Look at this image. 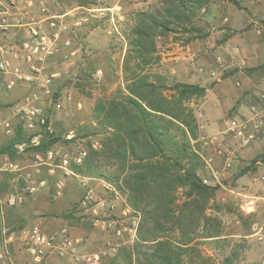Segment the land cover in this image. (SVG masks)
<instances>
[{"label":"rangeland","instance_id":"374dc122","mask_svg":"<svg viewBox=\"0 0 264 264\" xmlns=\"http://www.w3.org/2000/svg\"><path fill=\"white\" fill-rule=\"evenodd\" d=\"M79 1L86 2L89 5L88 7L92 8L119 5L121 8L120 14L123 16L119 22L115 21V27L112 25L113 21L110 13L108 16H104L99 12H95L98 13L99 17L91 18L83 24H76L75 22L78 20V15H83L84 10L78 15L77 12H72V14L77 15L76 17L71 16V14L66 16L64 22L66 29L62 31L60 37L62 39L67 38L71 30L74 29L75 33L77 31L75 41L70 44V47L72 46L77 53L70 54L69 48H64L66 46L62 45L64 47H60L61 51L58 55L46 60L45 69L43 70L45 74L57 73L53 91L54 98L60 101L61 107L57 110H49L53 120V137L59 138L56 143L65 149L74 147L75 149L84 148L87 151L89 146L98 147V141L102 133L100 126L93 120V105L97 100L113 97L123 90L125 82L122 64L127 49L126 37L129 29L133 26L134 15L139 11L152 9L159 0H48L47 5L51 12L54 10L64 12L70 8L71 3H79ZM236 1L238 5L229 0H211L205 11L203 9L199 11V23L203 28L201 33L204 36L197 38L198 42L210 35L214 45L216 42L218 46L221 45L222 48H227L237 45L238 40L241 39L243 42L240 43V46L245 48L246 53L253 55V52H257L264 55V0ZM213 2H218L221 5L219 12L222 13L213 22H208L204 17L209 5ZM105 13L107 14V12ZM227 13L234 14L238 18L257 17L258 24L252 27L250 35H242L243 29L247 26L241 28L239 24H236L237 28H226L223 32H217L222 27L219 25L221 18L226 16ZM208 14L212 15L211 8ZM14 32L9 33L4 38V42L10 46L17 44L19 39L21 40L20 31L15 30ZM241 35L245 38H242ZM172 37L169 34L157 39L161 61L160 66L154 69L160 71L169 79L175 80L169 67L170 62L166 60L171 57L169 55L174 56L175 54L171 53L178 48L173 43ZM229 37L233 38L225 42ZM193 41H196V39L191 42ZM198 49L200 51L201 47ZM222 53L224 55V50ZM64 54H68V58H65ZM228 57L230 56L228 55ZM226 61L228 63L231 59L228 58ZM210 62L213 65V61L210 60ZM243 63L241 62V65ZM223 67L225 66H216L218 75L227 76L225 72L228 71V68L222 70ZM239 69L247 73L252 68L242 66ZM230 81L232 87L233 85L236 87L241 86L235 84V79ZM263 82L264 69L255 76L256 85L259 86ZM257 89L259 93L264 90V87L260 86ZM9 92L4 89L0 79V118L4 105L18 98L15 95H10ZM252 95L251 102H247V104H255L264 116V104L259 101L258 94L252 93ZM193 101L195 102L196 99L191 100V102ZM199 111L198 109L194 110L196 121L199 118L197 116ZM234 116H236L235 112L229 110L225 120L227 121ZM224 126H226V122ZM212 132L205 134L203 137L218 134L215 131ZM67 136L71 138L68 139ZM65 140H68V142H65ZM7 141L8 138L0 133V145ZM199 141L198 152L203 155H212L215 165L219 166L227 157L229 150L238 155V152L245 149L244 156L246 158L242 159L244 161L243 167L249 166V169L242 174V178L239 180H237V174L243 168L237 172L229 169L221 178V185L218 186L219 188L213 200L214 203L207 210V213L217 216L221 220V235L213 239L197 240L195 246L198 250L194 251L189 257H192L195 264H264L262 262L264 253L262 240H259L256 236H246L253 232V223L261 225L264 220L260 210L263 203L255 198V196L262 194V184L257 182L256 178L264 170L260 171L256 168L257 162L264 163L261 156L264 153V138L260 137L259 140L244 148H239L236 139L229 135H226L216 148L214 146L203 147V141L201 139ZM255 145L257 148H255ZM17 154L16 161H28L33 152L25 150L24 147L23 151L19 150ZM3 158L5 156L0 155V160ZM233 158L232 156L231 160ZM202 166L199 173L200 175H206ZM56 178L64 181V187L59 195H55L54 192L50 191H41L26 196L23 202L18 205L10 206L6 201L7 194L10 192L9 185L12 175L0 172V252L2 250L8 252L9 260L6 264H39L25 252L21 242L22 231L32 228L47 232L64 225L69 227L72 235L82 239V244L78 247L77 252L82 254L100 253L102 257L100 264H109L121 247L130 249L140 243L138 234L134 240L123 236L124 241L117 239L113 234V229L123 222L121 210L125 206H129L127 195L116 185L96 177L79 174L66 175L60 169L56 170ZM82 181L86 184L84 185ZM7 183L8 186H6ZM106 184L110 188H107ZM87 185L92 187L97 197L112 199L114 202V209L110 213L104 210L99 212V215H97L100 219L99 224H95L91 215L82 214L76 210ZM180 194L181 192H178L179 196ZM181 200L182 198L179 197L178 201ZM250 200H254L256 211L247 213L242 206ZM138 214L140 218V213ZM107 221H112L110 222L112 223L111 228L105 226L106 224L103 225V222L108 223ZM10 234L12 235L11 239L9 238ZM137 247L140 250L143 249L141 246L137 245ZM50 260L49 263L83 264L74 256L62 260L53 257ZM0 264L2 263L0 262Z\"/></svg>","mask_w":264,"mask_h":264},{"label":"trees","instance_id":"16d2710c","mask_svg":"<svg viewBox=\"0 0 264 264\" xmlns=\"http://www.w3.org/2000/svg\"><path fill=\"white\" fill-rule=\"evenodd\" d=\"M210 1L159 0L134 15L122 64L123 90L95 102L93 120L102 129L98 147L89 146L81 164H70L74 174L116 185L140 213L137 245L143 249L121 247L109 264H195L189 256L198 250L197 240L221 235V220L207 213L219 187L201 180L200 137L190 105L204 96L205 87L171 80L154 69L161 61L158 38L171 34L173 42L185 45L204 36L198 13ZM29 140L18 128L0 145V155L16 161V145L43 153L59 138L43 136L37 146H28Z\"/></svg>","mask_w":264,"mask_h":264},{"label":"built area","instance_id":"2783aa9c","mask_svg":"<svg viewBox=\"0 0 264 264\" xmlns=\"http://www.w3.org/2000/svg\"><path fill=\"white\" fill-rule=\"evenodd\" d=\"M120 9L119 5L105 8H83L85 12L78 17L75 23L83 24L91 18H98L99 15L95 12L104 16L110 13L112 25L115 27V21L119 22L123 18ZM64 16L52 13L44 0H0V79L6 91L15 88L23 90L18 98L6 103L2 108L0 133L10 138L19 128L24 135L30 136L28 146H37L43 136L52 137L54 134L52 115L49 110H57L61 107L60 101L54 98L53 91L57 73L45 74L43 70L46 60L55 57L61 51L59 36L60 29H66ZM15 30L20 31L21 40L19 39L17 44L10 46L4 42V38ZM71 32L75 33V30ZM63 45L69 46L70 40H65ZM216 61L221 63L222 59L217 57ZM236 85L239 83L236 82ZM258 99L264 104V90L258 93ZM261 112L255 104H252L248 116L229 118L225 128L218 134L200 138L203 141V147L214 146L216 148L226 135L236 139L239 148L248 147L260 137L264 138V116ZM197 116L200 117L201 114L198 113ZM67 138L71 137L67 136ZM24 147L25 143L16 145L20 151H23ZM86 155L87 151L84 148L65 149L55 143L43 153H33L28 161H11L7 157L1 159L0 172L12 175L6 203L10 206L18 205L26 196L41 191H50L59 195L64 187V181L56 178V170L60 169L66 175H76L72 172L70 164H81ZM199 155L203 162L202 169L206 172V175H200L202 182L206 185L220 186L221 178L231 167L232 156H236L234 151H228L221 166L215 165L212 155L200 153ZM256 181L262 184V194L255 198L262 201L264 209V171L258 175ZM106 187L110 188L108 184ZM248 206H251L248 212L256 211L254 200L248 201L242 208L247 211ZM113 209L112 199L97 197L92 187L88 185L76 207V210L82 214L91 215L95 224L100 222L97 217L99 212L104 210L110 213ZM121 216L123 222L118 227L114 226L113 234L123 241V236L130 240L136 239L140 221L138 212L125 206L121 210ZM124 219H126L125 222ZM107 222H103V225L106 224L105 226L111 228L112 223L110 222L112 221ZM252 229L256 232L255 236L262 240L261 243H264V223L261 225L253 223ZM21 236L23 249L32 260L39 264H57L48 262L53 257L62 260L74 256L83 264H100L102 260L100 253H78L77 249L82 244V239L72 235L69 227L65 225L47 232L32 228L22 231ZM9 238H12L11 234ZM7 254L8 252L4 250L0 252L2 264H6L9 260ZM262 262H264V253Z\"/></svg>","mask_w":264,"mask_h":264},{"label":"crops","instance_id":"0c3cea01","mask_svg":"<svg viewBox=\"0 0 264 264\" xmlns=\"http://www.w3.org/2000/svg\"><path fill=\"white\" fill-rule=\"evenodd\" d=\"M44 1L48 2V0ZM88 6V4H79L74 2L69 5L70 8L66 11L56 12L54 10L52 11V13L65 15L63 17L64 19L62 18L65 22L66 16L72 14V12H77L78 15L82 13L83 8H89ZM206 7L203 8L204 11L206 10ZM210 8L212 9V15L208 14ZM220 10L221 5L218 2L211 3V5H209V9H207V13L205 14V20H207L208 22H213L214 20H216V18H218L217 16L222 13L219 12ZM77 15H74L73 17H76ZM79 16L80 15H78L77 17ZM220 22L221 23H219V25L222 27L217 32H223L224 30H226V28H237L236 24H239L241 28L247 26V28L243 29L242 35H250L252 27H254L255 24H258V18H238L237 16L235 17L234 14L227 13L226 16H223L221 18ZM63 30L64 29L62 28L60 29V35ZM76 37L77 31L76 33L71 32L70 35L64 39L59 36L60 46L63 48V42L68 39L70 40L71 44V42L75 41ZM232 38L233 37L227 38L225 42L230 41ZM242 38L245 37L242 36ZM238 42L239 43L233 47L222 48L221 45L218 46L216 42L214 45V43L210 39V35L199 42L196 39V41L189 42L185 45H179V43L173 42L174 44H176V46H178V48L171 53L175 54L174 56L169 55L171 57H168L166 59L170 62L169 67L175 80L186 83H196L205 87L204 96L196 99L195 102L193 101L190 103L195 111L196 109L200 110L199 113L201 114V116L197 119L200 138H202L205 134H210L212 131H215V133H219L220 131H222L225 128V118L229 110L235 112L236 116H248L250 114L249 108L251 105L247 104V102H251V96H253L252 93H254L255 95L258 94V87H264V82L259 86L255 83V76L264 69V55H260L257 52H253V55H249L245 52V48L240 46V43H242L243 41L240 39L238 40ZM199 47H201L200 51H198ZM64 48H69L70 54L77 53V51L72 46L70 47V45ZM223 50L225 52L224 55L223 53L221 54ZM228 55L230 57H228ZM64 56L68 58V54H64ZM217 57H220L222 59L221 63H216ZM228 58H230L231 61L226 63V60H228ZM210 60L213 61V65H211V62L209 63ZM241 62H244L243 65H241ZM217 65H224L225 67H223L222 70L228 68V71L225 72L227 73V76L218 75V72L216 70ZM242 66L252 69L250 71L248 70L247 73H244L242 69H239L242 68ZM232 79L236 80L235 84L236 82H238L241 86L236 87L233 85L232 87L230 81ZM21 93H23V90L21 88H16L14 89V91L12 90L9 92L10 95H15L17 97H19ZM255 148H257L256 145ZM244 151L245 149L238 152V155H236L231 160L230 171L237 172L241 168H243L244 161H242V159L246 158L244 156ZM257 163L258 165L256 170L263 171L264 163L260 161ZM241 178L242 175L238 176L237 180ZM250 209L251 206H248V210L246 212L251 213L248 212ZM260 210L264 218L263 207H261ZM255 234L256 232L254 231L246 236H255ZM261 244L264 248V243Z\"/></svg>","mask_w":264,"mask_h":264}]
</instances>
